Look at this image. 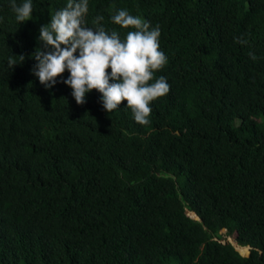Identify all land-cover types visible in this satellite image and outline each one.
Returning a JSON list of instances; mask_svg holds the SVG:
<instances>
[{
	"label": "trees",
	"instance_id": "1",
	"mask_svg": "<svg viewBox=\"0 0 264 264\" xmlns=\"http://www.w3.org/2000/svg\"><path fill=\"white\" fill-rule=\"evenodd\" d=\"M67 2L19 23L0 0V264H264V0H88L90 28L124 39L120 9L160 28L170 91L144 126L32 74Z\"/></svg>",
	"mask_w": 264,
	"mask_h": 264
},
{
	"label": "clouds",
	"instance_id": "2",
	"mask_svg": "<svg viewBox=\"0 0 264 264\" xmlns=\"http://www.w3.org/2000/svg\"><path fill=\"white\" fill-rule=\"evenodd\" d=\"M10 7L17 22L32 19V0L20 4L10 0ZM87 13L88 0H68L66 7L55 11L50 22L40 27L38 41L43 48L37 47L32 54L37 62L31 69L32 74L45 89H51L67 70L70 75L61 82L72 89L71 95L77 105L85 104L87 94L95 89L101 94L100 102L105 111L111 113L126 101L134 120L142 126L148 125L152 111L150 103L170 91L166 78L156 77V72L167 64V56L160 50L159 26L153 27L142 17L120 9L111 17L112 22L122 29H134L121 39L116 30L109 32L99 25L102 16L93 21L97 25L95 29L86 26ZM235 42L247 44L242 37ZM249 55L253 61L257 59L254 54ZM19 59L22 63L25 57L20 55ZM17 64L15 59L9 58V68ZM183 210L193 215L191 205L186 203ZM216 239L231 241L241 254L250 252L251 245L235 243L223 228L222 236ZM242 246L246 251L239 249Z\"/></svg>",
	"mask_w": 264,
	"mask_h": 264
}]
</instances>
